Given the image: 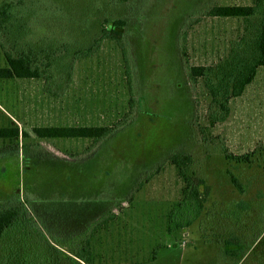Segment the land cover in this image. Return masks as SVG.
<instances>
[{
    "label": "rangeland",
    "instance_id": "rangeland-1",
    "mask_svg": "<svg viewBox=\"0 0 264 264\" xmlns=\"http://www.w3.org/2000/svg\"><path fill=\"white\" fill-rule=\"evenodd\" d=\"M214 1L221 5L253 2L141 0L137 9L127 6L123 15L132 68L130 83L121 48L107 39L94 54L74 62L71 82L61 94H48L38 79H0V126L17 125L24 132L19 137L20 147L38 144L58 160L32 157L24 171L22 154L18 161L6 148L9 145L0 141V167L13 170V181L19 180L21 194L26 192L24 181L29 176H34L38 186H44L50 166L54 170L48 173L55 175L53 182L59 184L57 171L67 164L71 167L63 175L75 174L78 186L88 192L93 184L91 194L99 190L98 197L108 200L106 213L114 214L112 221L93 232L87 256L80 253L86 230L80 232L82 236L64 238L63 245L51 241L64 252L53 249L54 256L60 255V264H73L70 258L80 264H234V258L224 252L222 232L229 228L245 238L264 214V66L258 68L240 96L229 100L228 117L209 125L210 96L201 80L194 84L187 81L179 44L176 47L177 34L184 29V46L191 65L216 64L227 56L231 43L248 23L205 17L184 27L185 16H200L192 11ZM83 3L89 17L80 18L74 26L70 23L72 37L89 30L90 15L97 6L93 0H52L54 8H69L73 15L79 13ZM102 9L114 10L111 5H103ZM92 35L81 34L77 40L87 44ZM4 65L0 47V67ZM131 99L134 109L130 117ZM41 126H112L116 130L107 140L93 143L86 138H38L33 128ZM30 152L36 153L33 147ZM173 154L190 156L186 174L203 178L209 187L208 198L197 214L194 208L181 203L184 183L171 162ZM226 154L247 156L248 161L229 159ZM230 173L238 178L242 191L231 183ZM3 183L0 189L5 196L12 180ZM44 188L41 194L36 193L39 200L34 202L35 208L57 228L75 226L78 206L73 200L52 205L49 200H40L51 189L50 183ZM241 202L250 203L252 210L242 212L235 222L233 207ZM25 222L0 237V264L5 260L8 264H35L40 258L31 254L18 259L16 253L23 248L19 242L35 241L24 239ZM38 245L47 247L41 251L48 259L52 252L49 245ZM71 248L78 251L73 254ZM24 252L26 256V249ZM252 260L253 256L238 264H264V252Z\"/></svg>",
    "mask_w": 264,
    "mask_h": 264
},
{
    "label": "trees",
    "instance_id": "trees-1",
    "mask_svg": "<svg viewBox=\"0 0 264 264\" xmlns=\"http://www.w3.org/2000/svg\"><path fill=\"white\" fill-rule=\"evenodd\" d=\"M93 2L97 8L94 14L90 15L89 30L79 31L75 37H72L69 31L70 23L74 26L77 22H80L78 21L80 18L86 20L89 17L85 3L81 6L80 11L82 10V12L79 11V13L73 15L68 12L69 8H65L63 11H59L58 7L54 8L52 0H2L0 2V47L3 51L5 65L0 67V79H38L44 83L48 94H61L71 82L74 62L94 54L102 41L107 39L114 41L121 48L126 64L128 82L130 83L132 68L126 48L127 21L124 18L123 11L126 10L127 6L129 9H137L136 7L140 6L141 0H93ZM103 5H111L114 10L102 9ZM195 13H199L200 16L187 18L185 16V28L191 27V25L205 17L231 18L248 23L242 34L231 43L227 56L211 65H191L184 46L186 30L182 29L177 34L176 47L179 44L177 49L180 56H182L183 71L187 81L191 84H194L197 80L202 81L210 96L207 120L209 125H213L223 122L228 117L229 100L240 96L246 86L254 79L258 68L264 66V0H253L250 5H221L214 1L196 12L192 11L193 15ZM31 18L33 20L30 21ZM91 33L95 35H92L87 44H80L77 40L81 34L88 35ZM133 109L134 104L131 99L127 113L130 117ZM115 130L116 128L112 126H41L33 128V133L38 138L44 139L86 138L96 143L112 137ZM22 135L24 136V132L20 131L15 124L0 126V141L9 145L6 148L11 149L10 153L14 154L18 161L19 154H22V168L24 171L28 170L27 163L32 157L40 158L41 155L44 160L48 158L58 162L55 157L50 156L38 144L28 143L20 147L19 137ZM32 147L36 153L30 152ZM37 150L40 151L38 155ZM226 156L237 161H248L247 156L233 154H226ZM190 161L191 158L188 155L173 154L171 156V162L175 165L177 174L184 183L181 203L194 208L197 214L208 198L209 187L204 183L203 178L186 174V167ZM67 167L71 166L65 164L58 169L60 170L57 171L59 173L56 172L57 177L61 178L59 184H54L55 175L48 173L53 167L50 166L47 169L48 175L43 185L46 186L50 183L51 189L48 193H44L43 198L40 200H49L48 203L51 205L62 200H73L74 205L78 206L77 211L79 213L75 226L68 229L60 226L55 227L57 225L45 219L43 212L33 205L35 201L39 200L36 193L41 194L45 189L44 186H38V181L34 176H29L28 181H24L26 192L22 191L23 194H21L19 180L13 181V170L0 167V183L4 184L3 182L12 180V183L8 184L9 189L8 192H5V196L0 189V237L7 231L14 229L16 224L26 220L24 239H35L32 242L29 240V244L24 241L19 242V245L23 248H20V253H16L18 259L21 255L26 258L31 254H35L40 256L35 264H60L62 261L60 255L54 256L55 252L53 251V249L58 248H55L51 241L62 244L64 238L71 235L74 237L82 236L80 232L85 230L88 233L82 238V248L79 252L87 256L88 252L86 250L91 247L93 232L106 226L108 221L114 219L112 212L106 213L107 198H99V190L91 194L93 184L88 186L89 192L88 189L79 187L75 174L72 177L69 174L67 176L63 175ZM17 170L19 171L20 167ZM230 181L242 191V184L231 173ZM54 186H57V188H54ZM52 188L57 189V192H53ZM46 190L48 189L46 188ZM81 190L83 191L81 192ZM53 195L55 196L52 197ZM76 195L78 196L74 199ZM89 206H91L90 209ZM250 206L248 202L235 203L233 207L235 222L240 220L242 212L249 213L252 210ZM85 210H89L88 214ZM227 223L229 224V221ZM222 234H225L222 239L224 252L229 257L234 258V264H238L251 256H253L254 260L252 261L254 262L259 254L261 255L264 252V214H262L260 220L255 221L250 234L245 238L243 234H237L234 230L229 231V228H225V232H222ZM33 242L34 245H32ZM41 242L48 244L52 250L48 259L42 255L41 249L47 247L39 246L38 244ZM36 244L39 246L38 248ZM25 249L28 252L26 256ZM36 249H39V251ZM58 250L60 251V249ZM71 251L74 254L78 250L77 248H71ZM256 251H259L258 255H255ZM60 253L64 252L60 251ZM66 259H69V257ZM70 259L73 264H80L75 258ZM152 259H154V255ZM5 264H8L6 260ZM90 264L95 263L91 261Z\"/></svg>",
    "mask_w": 264,
    "mask_h": 264
}]
</instances>
